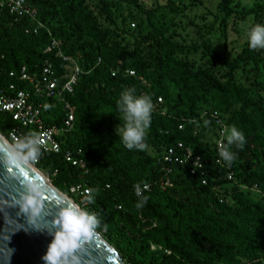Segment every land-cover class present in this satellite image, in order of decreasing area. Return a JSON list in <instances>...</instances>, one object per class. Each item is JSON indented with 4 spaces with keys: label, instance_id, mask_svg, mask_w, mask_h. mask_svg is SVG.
Returning a JSON list of instances; mask_svg holds the SVG:
<instances>
[{
    "label": "trees",
    "instance_id": "1",
    "mask_svg": "<svg viewBox=\"0 0 264 264\" xmlns=\"http://www.w3.org/2000/svg\"><path fill=\"white\" fill-rule=\"evenodd\" d=\"M26 1L45 28L34 33V26L25 19L0 15V89L15 84L17 91L32 92V86L10 78L9 72L17 73L24 67L29 75L37 76L45 61L52 63L58 84L66 82L67 65L56 57L55 50L45 53L52 40L83 72L73 94L67 97L74 116L73 130L62 152L41 155L36 169L79 203L82 211L96 217L100 223L97 230L113 237L110 240L125 264H263L264 102L242 84L224 81L212 69L195 70L177 58L185 48L158 35L153 24L152 32L143 37L149 45L148 59L144 60L136 50L122 47L116 39L119 34L102 27L80 1ZM233 1L222 0L219 4L227 17L244 20L252 16L249 32L257 24L264 25V4L238 10V4L230 7ZM50 21L60 26L50 29ZM131 24L134 22L128 23L127 29L122 27V32L134 31L136 25ZM248 62L264 63V58L250 48L249 36L231 65L239 67ZM119 63L121 70H132L135 77H111L110 70ZM169 85L178 93L177 102H173ZM125 91L134 97L144 93L153 104L143 150L128 149L115 131L117 125L122 128L125 123L117 104ZM157 98L162 99L160 105ZM202 99L208 100L207 105L197 107ZM34 102L42 104L46 124L61 125L65 117L61 104L42 98ZM204 109L223 113L229 129L235 127L245 137L242 148L227 145L226 140L225 146L235 156L230 165L223 158L222 165L216 163L214 134L208 122H202L197 129L189 122L183 123L198 117ZM180 125L184 130H179ZM16 127L10 115L0 112V135L28 159L35 129L23 130L26 140L17 144L9 135ZM178 143L189 148L194 158H200L205 185L197 169L195 175L190 174L192 164L188 161L172 166V186L161 188L160 182L166 176L159 157ZM68 150H81L84 168L65 162ZM229 174L234 176V184L228 180ZM226 184L231 193L223 188ZM75 185L89 189L84 204L80 196L70 192ZM147 185L148 190H144ZM238 185L256 188L263 197L241 191ZM137 186L140 195L136 194ZM251 195L263 202L255 201ZM151 245L158 250L151 251Z\"/></svg>",
    "mask_w": 264,
    "mask_h": 264
},
{
    "label": "rangeland",
    "instance_id": "2",
    "mask_svg": "<svg viewBox=\"0 0 264 264\" xmlns=\"http://www.w3.org/2000/svg\"><path fill=\"white\" fill-rule=\"evenodd\" d=\"M77 1H80L87 10L92 12L102 27L111 30L114 34L115 32L119 34L116 39L119 40L122 47L136 50L140 58L148 59L147 48L149 45L143 42V37L152 32L150 24H153L158 35L163 34L165 38L168 37L185 48L184 52L176 55L177 58L186 61L195 70L212 69L222 80H231L242 84L253 97L260 98L264 102V63L255 65L248 62L239 67L231 65V62L242 52L247 43L252 16H247L244 20L234 16L227 17L219 6L222 0ZM236 4L239 5L238 10H250L257 4H264V0H234L230 7L233 8ZM101 11L106 13L102 14ZM130 22H134L136 29L123 33L122 27L127 29V24ZM262 23H264V16ZM59 26V22H49L50 29ZM159 37L161 38V36ZM255 51L264 58V48H256ZM212 54L219 57L221 62ZM222 60L225 63H222ZM169 89L173 102H177L178 93L170 85ZM207 103L208 100L203 102L202 99L197 107L205 106ZM43 176L51 186L81 209L80 204L69 198L63 189L54 186L51 178L45 174ZM223 188L231 193L227 184L223 185ZM251 197L255 201H262L256 195H251ZM226 200L229 202V199ZM98 224L100 223L98 222ZM97 228L98 226L93 231L101 235L114 248L125 264L123 256L110 240L113 237L104 235ZM150 250L156 251L158 248L151 245Z\"/></svg>",
    "mask_w": 264,
    "mask_h": 264
},
{
    "label": "built area",
    "instance_id": "3",
    "mask_svg": "<svg viewBox=\"0 0 264 264\" xmlns=\"http://www.w3.org/2000/svg\"><path fill=\"white\" fill-rule=\"evenodd\" d=\"M2 14L15 19H25L30 25L34 26V33H36L38 29L45 28L44 24L38 20L36 11L26 0H0V15ZM131 27H134V24H131ZM53 50L56 51V57L68 67L69 73L68 76H66V82L59 85L52 63L45 61L41 73L37 76L35 74L29 75L24 67L17 73L9 72L10 78L32 86V92L25 90L17 91L15 84L0 89V112L10 115L12 120L17 123V127L9 134L13 142L19 144L25 141L26 136L23 130L29 128L35 129L36 133L31 141L29 158L27 159L33 167L38 163L41 155L48 153L59 154L62 152V145L73 130L74 123L72 108L67 101V97L73 94V88L83 73L82 69L73 59L63 55L58 42L55 40H52L51 46L46 49L45 53H49ZM120 74L125 77H135V73L132 70H121L119 63L116 68L110 70V76L114 78ZM141 95L146 96L144 93ZM36 98H42L61 104L65 113L61 125H50L44 122L42 118V104L34 102ZM161 103L162 99L157 98V105ZM157 111L164 115L163 110L158 109ZM204 121L208 122V127L214 134V148L216 149L218 157L216 163L222 165V157L219 155V146L221 143L225 145L227 135L229 134V132L225 131V129L230 128L227 124V118L219 111L204 109L200 111L198 117L189 118L184 120L183 123L189 122L197 129ZM179 130H184V126L180 125ZM64 154L65 162L69 166L74 168L85 167L83 160L85 156L82 154L81 150H68ZM188 161L192 164L190 174L195 175L196 172L199 171L202 185L206 184V174L202 169L200 158H194L189 148H185L182 143H178L176 147L167 148L159 157L161 171L166 176L165 180L160 182L162 189L172 186V182L169 178V174L172 172V166H182ZM228 180L232 181L234 184L235 178L232 174H229ZM238 187H240L241 191H250L263 197L256 188L249 189L242 185H238ZM148 188L147 185L144 186L143 189L148 190ZM70 192L80 196V202L82 204H84L86 196L89 195V189L81 185L71 187ZM117 209H120V207H117ZM245 264L250 263L247 262Z\"/></svg>",
    "mask_w": 264,
    "mask_h": 264
},
{
    "label": "water",
    "instance_id": "4",
    "mask_svg": "<svg viewBox=\"0 0 264 264\" xmlns=\"http://www.w3.org/2000/svg\"><path fill=\"white\" fill-rule=\"evenodd\" d=\"M25 198L37 201L38 214L22 209ZM68 205L74 207L0 138V264H46L43 257L57 230L54 220ZM61 264L124 263L114 248L92 231Z\"/></svg>",
    "mask_w": 264,
    "mask_h": 264
},
{
    "label": "clouds",
    "instance_id": "5",
    "mask_svg": "<svg viewBox=\"0 0 264 264\" xmlns=\"http://www.w3.org/2000/svg\"><path fill=\"white\" fill-rule=\"evenodd\" d=\"M248 36L250 48H264V25L253 26ZM117 104L125 123L122 128L117 125L116 134L119 133L122 142L128 149L135 147L143 150L146 146L144 143L146 130L151 123L153 109L151 99L148 96L134 97L129 91H125ZM225 131L229 132L227 145L236 144L238 147H243L245 137L241 131L235 127L225 129ZM219 147V155L230 165L235 158L234 154L223 143ZM136 194L140 195L138 186ZM141 206L138 204V207ZM22 209L25 212L31 210L33 215L38 214L40 210L35 199L29 202L27 198H25ZM97 223L94 215L82 211L78 206L68 205L61 208L54 220L57 230L43 257L46 264H61L62 259L75 253L80 248L81 241L90 236Z\"/></svg>",
    "mask_w": 264,
    "mask_h": 264
},
{
    "label": "bare ground",
    "instance_id": "6",
    "mask_svg": "<svg viewBox=\"0 0 264 264\" xmlns=\"http://www.w3.org/2000/svg\"><path fill=\"white\" fill-rule=\"evenodd\" d=\"M0 138L16 153V155L24 162V163H26L31 169H33L34 171H36L41 177H43L44 179H45V181L50 185V187H51V184H50V182L43 176V174L38 170V169H36L35 167H33L32 165H30V163L28 162V161H26V159L25 158H23L16 150H15V148L9 143V142H7V140L6 139H4V138H2L1 136H0ZM73 205H74V207H77L74 203H73Z\"/></svg>",
    "mask_w": 264,
    "mask_h": 264
}]
</instances>
